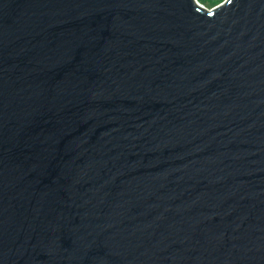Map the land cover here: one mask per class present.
<instances>
[{
  "label": "water",
  "instance_id": "95a60500",
  "mask_svg": "<svg viewBox=\"0 0 264 264\" xmlns=\"http://www.w3.org/2000/svg\"><path fill=\"white\" fill-rule=\"evenodd\" d=\"M0 264H264V0H0Z\"/></svg>",
  "mask_w": 264,
  "mask_h": 264
},
{
  "label": "rangeland",
  "instance_id": "374dc122",
  "mask_svg": "<svg viewBox=\"0 0 264 264\" xmlns=\"http://www.w3.org/2000/svg\"><path fill=\"white\" fill-rule=\"evenodd\" d=\"M199 3H201L203 6L207 7V8H211L214 5L220 3L222 0H213V1H208V0H198Z\"/></svg>",
  "mask_w": 264,
  "mask_h": 264
},
{
  "label": "trees",
  "instance_id": "16d2710c",
  "mask_svg": "<svg viewBox=\"0 0 264 264\" xmlns=\"http://www.w3.org/2000/svg\"><path fill=\"white\" fill-rule=\"evenodd\" d=\"M208 1H213V0H208Z\"/></svg>",
  "mask_w": 264,
  "mask_h": 264
}]
</instances>
